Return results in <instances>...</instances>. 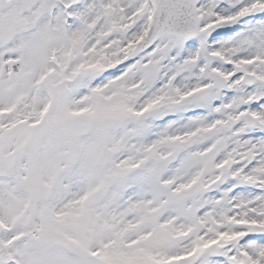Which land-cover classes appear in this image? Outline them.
I'll return each mask as SVG.
<instances>
[{
    "label": "snow or ice",
    "instance_id": "obj_1",
    "mask_svg": "<svg viewBox=\"0 0 264 264\" xmlns=\"http://www.w3.org/2000/svg\"><path fill=\"white\" fill-rule=\"evenodd\" d=\"M42 88L19 123L87 113L119 139L108 196L141 231L104 264H264V0H0V134Z\"/></svg>",
    "mask_w": 264,
    "mask_h": 264
},
{
    "label": "rangeland",
    "instance_id": "obj_2",
    "mask_svg": "<svg viewBox=\"0 0 264 264\" xmlns=\"http://www.w3.org/2000/svg\"><path fill=\"white\" fill-rule=\"evenodd\" d=\"M42 104V97L31 93L28 103L3 117L9 127L0 134L1 162L8 160L4 156L13 147L16 150L10 155L12 159H26L16 167H5L7 174L18 179L17 183L3 187L0 183V215L10 226V232L3 231L0 235V245L4 246L10 235L33 237L54 231L104 261L107 252L128 246L139 238L141 231L123 232L131 221H125L124 213L115 208L108 196L115 183V158L123 159L119 139L115 129L90 119L87 113L68 120L60 117L53 122L51 111L33 133L18 127L13 129L20 119L19 113H30ZM87 105L88 101L83 98L75 102L71 97L67 102V107L73 111ZM37 133H44L41 135L46 139H37ZM36 144H40L39 148ZM29 203H34L35 207L21 217L22 208ZM84 209L87 212L82 215ZM113 214L117 217L115 223L111 219ZM9 252L22 264H90L69 259L58 248L31 241H25L22 247L13 245ZM174 258L179 257L157 256L132 264H168Z\"/></svg>",
    "mask_w": 264,
    "mask_h": 264
}]
</instances>
